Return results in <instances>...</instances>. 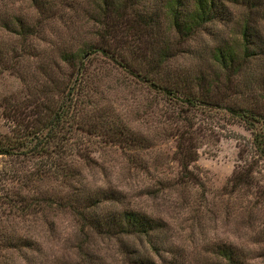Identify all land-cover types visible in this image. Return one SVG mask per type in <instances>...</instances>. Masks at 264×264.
<instances>
[{"label":"rangeland","instance_id":"374dc122","mask_svg":"<svg viewBox=\"0 0 264 264\" xmlns=\"http://www.w3.org/2000/svg\"><path fill=\"white\" fill-rule=\"evenodd\" d=\"M41 1L39 8L33 0H0V137L9 132L1 118L5 102L22 104L54 85L67 101L78 95L77 105L88 112L79 124L88 133L76 130L67 142L80 155L65 158L73 166L67 182L37 181L32 157L0 156V264H227L215 254L220 243L242 250L248 264H264V159L252 131L228 110L264 115V0L251 6L225 2L226 16L187 39L177 37L156 2L127 3L117 21L122 29L136 12L159 14L151 33L146 25L136 27L137 41L131 32L111 30L114 14L97 16L100 0ZM18 19L32 34H19ZM244 28L252 38L251 56L238 74L228 72V86L206 93L207 81L220 72L215 49H241ZM159 36L158 46L167 41L172 56L150 71L147 60L156 56L150 43ZM80 49L84 66L77 74L60 55ZM118 53L130 67L115 59ZM134 68L150 71L159 84L187 79L210 105L176 103L137 78ZM62 95L54 90L48 97ZM122 125L141 140L110 139ZM255 130L264 133V125ZM181 137L198 154L187 173L176 158ZM17 176L25 182L17 184ZM69 196L92 199L87 213L100 221L133 211L157 228L146 236L104 234L83 225L77 215L83 208L61 205L59 197Z\"/></svg>","mask_w":264,"mask_h":264},{"label":"trees","instance_id":"16d2710c","mask_svg":"<svg viewBox=\"0 0 264 264\" xmlns=\"http://www.w3.org/2000/svg\"><path fill=\"white\" fill-rule=\"evenodd\" d=\"M143 0H100V6H98L97 16L100 18L107 19L112 18L114 14L116 18L115 21H111V30H124L125 32H131L132 37L135 38L133 41L139 40V32L137 26L146 25L148 26V33L154 31L159 25L158 22V11L159 7L163 8L162 13L170 22V28L174 30L177 37L187 39L191 37L199 28L208 22L219 19L220 17L226 16L228 13L225 2H230L233 4L248 5L256 4V0H152L156 2V10H152L151 14L140 15L136 12L133 19L128 20L123 25L117 22L123 19L125 16L122 14L124 7L127 3L138 5L139 2ZM34 4L42 6L41 0H33ZM100 8H103L102 11ZM100 11V12H99ZM108 20V19H107ZM19 28V34L21 36H27L32 34L33 30L30 25L25 24L21 20H17ZM123 32V31H122ZM136 32H138L136 34ZM154 32L152 33L153 36ZM250 33L243 29L241 38V49L233 48L230 46L217 47L215 49V62L218 66L219 73H215L210 80L206 83V93L210 90H219L220 87L228 86L230 82L231 75L238 74L240 68L244 66L247 59L251 56L248 54L249 47L252 44L250 38ZM158 40H152L151 46L153 53L156 55L155 58L148 59V67L150 71L159 70L162 63L172 55L171 50L168 48L167 41L162 44L163 47L158 46ZM89 54V53H88ZM85 57V51L80 49L76 52L62 53L60 58L63 62L70 65L77 74H80L83 65L82 59ZM118 62L126 64L130 67L127 59L118 53ZM79 61V65L76 62ZM135 76L141 78L143 81L150 83L151 86L156 88L162 94H164L169 99L172 98L176 103H182L190 107H201L209 106L207 99L203 97H197L194 93L192 83L188 82L187 79H182L179 76L171 80L167 84H159L154 80L150 71H140L134 68ZM133 71V72H134ZM231 72V75L228 74ZM221 74H225L226 80L222 84H219V78ZM180 80V81H176ZM195 86L202 88L200 86L203 82L202 78L196 80ZM219 82V83H218ZM47 90L42 97L40 95L34 96L31 100L21 103L10 101L4 103V110L1 113V118L7 122L8 134L0 137V156L6 157H32L36 159V169L32 171L34 178L37 181H43L44 179L54 178L56 182L65 181L67 182L73 176V166L70 161H66L67 156L78 157L80 156L78 151L72 152L70 148H66L67 142L74 138L76 130H81L82 132L88 133L83 126L79 123H83V117L86 116L88 112H84L81 108V104L77 105L78 95L72 93L70 101H67V97L64 95V91L60 100H53V98L48 97L56 90L59 91V87L54 85V87L46 86ZM59 96H57L58 98ZM72 100L75 102L71 104ZM229 112H231L233 118L242 122L248 130L253 133L254 147L255 151L263 157L264 159V133L257 132L255 127L257 124L264 125V115L255 113L252 109H242L229 107ZM87 126V124H85ZM97 127V126H95ZM98 128V127H97ZM99 130V129H98ZM99 132V131H98ZM109 132L100 133V136L109 135ZM183 134H187L184 131ZM110 139L119 140L125 143H132L141 140L139 137L130 133L126 126L122 125V128H117L110 134ZM197 151L191 149V144H188L182 137L178 143L177 151V161L184 172H190L189 169L191 164L197 161ZM26 177L17 176V184L25 182ZM34 182V181H33ZM240 179L234 180V183H240ZM235 187L238 186L234 184ZM257 193V192H256ZM12 196H17L14 193ZM70 197V196H69ZM264 197V193H263ZM92 199H80L71 196L68 200H64L63 197H59L61 205L65 208H70L71 210H77L78 207L83 208V211L77 213L81 217V222L88 228L91 227L94 230L101 231L108 235H148V233L156 230L157 225L149 218L133 211H125L119 215H106L102 221L98 220L97 216L87 213L94 205L90 204ZM21 203V201H19ZM88 204V205H87ZM74 211V212H75ZM85 212V213H84ZM21 242V240L19 241ZM23 242V241H22ZM25 242V241H24ZM11 244V242L9 243ZM11 247V245H10ZM215 254L218 257L223 258L227 264H248L246 259V253L237 247L220 243L215 246Z\"/></svg>","mask_w":264,"mask_h":264}]
</instances>
